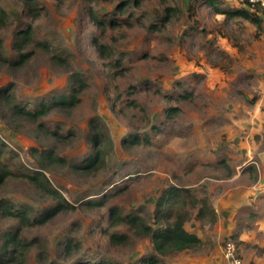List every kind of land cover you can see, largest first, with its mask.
<instances>
[{
  "label": "rangeland",
  "instance_id": "1",
  "mask_svg": "<svg viewBox=\"0 0 264 264\" xmlns=\"http://www.w3.org/2000/svg\"><path fill=\"white\" fill-rule=\"evenodd\" d=\"M234 1L217 0L216 7L232 9ZM125 2L128 7L119 8ZM0 6L8 13L0 27V160L13 173L0 183V245L7 232L33 241L26 264L142 263L155 254L151 241L126 225L112 226L110 207L122 214L141 209L151 221L163 189L177 185L236 211L238 221L224 231L219 223L191 219L186 226L203 243L162 257L166 264H227L228 239L244 264H264V8L250 7L263 19L258 32L205 0H35L33 8L0 0ZM169 7L177 11L167 18ZM29 27L31 40L22 43ZM74 87L75 105L54 107L44 126L11 112L15 104L34 110L41 101L71 96ZM92 119L110 144L99 171L86 173L74 165L95 153ZM133 134L139 140L130 144ZM44 149L66 162L42 161ZM36 171L75 205L45 224H29L4 209L34 218L54 205L21 176ZM248 191L251 203L230 207L228 198ZM85 200L105 204L90 208ZM244 226L257 227L249 240L239 238ZM112 232L130 238L114 245ZM69 239L77 245L67 252ZM6 260L0 253V264Z\"/></svg>",
  "mask_w": 264,
  "mask_h": 264
},
{
  "label": "trees",
  "instance_id": "2",
  "mask_svg": "<svg viewBox=\"0 0 264 264\" xmlns=\"http://www.w3.org/2000/svg\"><path fill=\"white\" fill-rule=\"evenodd\" d=\"M26 5L33 8L35 0H23ZM217 0H205L206 3H210L215 12L225 14L227 18L242 17L249 20L256 25L258 32L262 30L263 19L259 12L251 9V5L247 0H240L243 4L239 8L235 9H223L216 7ZM128 2L120 5L119 8H127ZM247 5V6H246ZM254 7V6H253ZM195 7H191L193 11ZM172 11V16L177 9L167 8ZM253 10V11H252ZM92 19L96 23H101V19L95 14L94 11H90ZM8 19L7 11L0 6V27L4 26ZM152 28L157 30V26L152 25ZM25 36V37H24ZM31 40V27L24 31L21 37V42ZM41 47L48 46L45 43H40ZM96 46L102 49V45L96 42ZM1 48V40H0ZM21 57H25V54H21ZM54 57L61 61L63 64L67 62L66 59L58 55ZM1 59V54H0ZM22 62V61H20ZM76 80L80 81V87L82 81L76 76ZM77 88L74 87L72 95H59L53 97L50 103L41 101L36 105L34 110L27 109L24 106L15 104L12 108V113L17 116L27 117L31 120L41 121L39 126H44L43 117L47 116L54 107L71 108L78 101ZM72 97V99H70ZM93 134L91 135V144L94 148L93 154H90L84 159V163L80 165H74V168L86 173H96L105 163L106 146L110 144L109 137L103 135L101 131L100 122L97 119H92ZM47 132L52 135L59 136V131L46 129ZM139 140L138 135H131L127 142L133 144ZM40 159L44 162H66L63 157H57L54 155L52 149H44L39 153ZM12 171L9 167L0 160V183H3L5 179L12 175ZM21 176L27 178L31 183L42 189L48 194L54 201V205L49 208L44 214L30 218L27 211H14L11 207L6 206L5 214L19 217L25 220L29 224H45L55 216L62 212L71 210L74 208V204L66 199V197L55 187H53L43 171H36L35 174L22 173ZM87 207L95 208L104 206L103 200H88L83 202ZM139 212L122 214L117 206L110 207V224L112 226L126 225L129 231H132L136 236L142 238H148L151 241L155 254L150 257L144 258L142 263H128V264H166L163 261L164 256L169 254L178 253L189 249H198L203 243L202 239L194 232L189 231L185 225L191 219L208 220L209 223L214 224L217 221V212L214 207L209 203V199L206 195L198 196L191 187L171 185L163 189L162 193L156 200L155 209L151 221L147 220L145 216ZM130 238L127 233L112 232L109 235V240L114 245H124ZM34 245L33 241L22 238L18 232L5 233V241L0 245V253L6 256L8 264H26L27 252ZM77 245L74 239H69L66 243V251L72 249ZM80 264H113L110 261H86Z\"/></svg>",
  "mask_w": 264,
  "mask_h": 264
},
{
  "label": "crops",
  "instance_id": "3",
  "mask_svg": "<svg viewBox=\"0 0 264 264\" xmlns=\"http://www.w3.org/2000/svg\"><path fill=\"white\" fill-rule=\"evenodd\" d=\"M235 2H236V5L235 6H234V4H231L230 5L232 7V9H234V7L239 8V6L241 7L243 5L240 2V0H235L233 3H235ZM216 6H217V4H216ZM223 9H229V8H223ZM242 19H244V18H242ZM248 22H249V20H248ZM250 23L252 24V22H250ZM255 28L257 30L256 25H255ZM263 153H264V151H263ZM263 153H262V155H263ZM262 161L264 162L263 158H262ZM255 164L257 165V167H259V165H258L257 162H255ZM250 193L251 192H249V191H248V193L246 192L245 193L246 196L242 193L241 195H239V197L237 196V194L232 195L230 198H228L229 202L230 201L232 202V205L230 207L232 208V207H235L237 205L238 206H241L243 203L244 204L245 203H251V201L253 200V198L251 196L249 198L248 195H250ZM254 194H256V193H254ZM256 196H259V193H257ZM260 196H262V195H260ZM239 198H241V200ZM249 200H251V201H249ZM236 201H237V203H236ZM227 205H229V204H227ZM212 207H214L215 210H216V212H217V221H216L215 225L219 223V226H221L220 229H223L224 227H226V228H224L225 229L224 231H227L228 227H230L228 229V231H233L237 227L236 225H237L238 219H235L234 218L236 216L235 215L236 214V211H234V210L233 211H230L226 207H215V205L212 206ZM241 208L246 209V208H249V207L246 206V208H245V206H242ZM252 214H253V211H250V213H249L248 216L250 217V216H252ZM222 222H224V223H222ZM255 224H258V222L256 221ZM224 225H226V226H224ZM255 226H257V225H255ZM185 227L187 228L186 225H185ZM259 229H260V227H258V230ZM255 230H257V227L250 228L249 226L248 227L244 226V228L237 230V232L239 233V238L240 239L249 240L251 237H253V234L250 236V233H252ZM189 231L196 233L202 239V237L195 230H189ZM249 231H251V232H249Z\"/></svg>",
  "mask_w": 264,
  "mask_h": 264
},
{
  "label": "built area",
  "instance_id": "4",
  "mask_svg": "<svg viewBox=\"0 0 264 264\" xmlns=\"http://www.w3.org/2000/svg\"><path fill=\"white\" fill-rule=\"evenodd\" d=\"M247 1L251 6L264 8V0H247ZM223 254L225 256L227 264H244L242 258L237 252L236 243L231 239H228L225 242L223 248Z\"/></svg>",
  "mask_w": 264,
  "mask_h": 264
},
{
  "label": "water",
  "instance_id": "5",
  "mask_svg": "<svg viewBox=\"0 0 264 264\" xmlns=\"http://www.w3.org/2000/svg\"><path fill=\"white\" fill-rule=\"evenodd\" d=\"M262 158H263V160H264V153H263V155H262Z\"/></svg>",
  "mask_w": 264,
  "mask_h": 264
}]
</instances>
